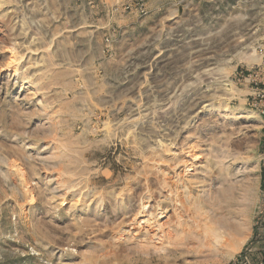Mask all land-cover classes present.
<instances>
[{"label":"rangeland","instance_id":"obj_1","mask_svg":"<svg viewBox=\"0 0 264 264\" xmlns=\"http://www.w3.org/2000/svg\"><path fill=\"white\" fill-rule=\"evenodd\" d=\"M262 1L0 0V264H228L262 234Z\"/></svg>","mask_w":264,"mask_h":264},{"label":"built area","instance_id":"obj_2","mask_svg":"<svg viewBox=\"0 0 264 264\" xmlns=\"http://www.w3.org/2000/svg\"><path fill=\"white\" fill-rule=\"evenodd\" d=\"M262 7L264 9V0L262 1ZM258 34L261 40V44L257 46V49L261 53L262 57L259 63L253 65L248 74L246 75L248 83L250 84V107L260 116L263 124V136L261 143V150L259 155L260 164V183L262 188V194L264 198V13L261 21L258 24ZM228 264H252L248 253L243 251L237 257L232 259Z\"/></svg>","mask_w":264,"mask_h":264},{"label":"crops","instance_id":"obj_3","mask_svg":"<svg viewBox=\"0 0 264 264\" xmlns=\"http://www.w3.org/2000/svg\"><path fill=\"white\" fill-rule=\"evenodd\" d=\"M244 251L248 253L252 264H264V230L262 234H257L249 245L245 246Z\"/></svg>","mask_w":264,"mask_h":264}]
</instances>
